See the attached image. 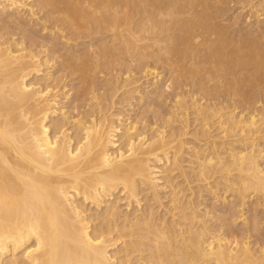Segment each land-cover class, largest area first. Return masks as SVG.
Returning <instances> with one entry per match:
<instances>
[{"label": "bare ground", "instance_id": "1", "mask_svg": "<svg viewBox=\"0 0 264 264\" xmlns=\"http://www.w3.org/2000/svg\"><path fill=\"white\" fill-rule=\"evenodd\" d=\"M210 2L0 0V264H264V47Z\"/></svg>", "mask_w": 264, "mask_h": 264}, {"label": "rangeland", "instance_id": "2", "mask_svg": "<svg viewBox=\"0 0 264 264\" xmlns=\"http://www.w3.org/2000/svg\"><path fill=\"white\" fill-rule=\"evenodd\" d=\"M211 2V4H213L212 6H214L215 4H217L216 5V7H217V10H218V12L219 11H221V12H219L221 15H222V13L224 14V15H220V14H218V19H217V21L219 22V19L221 20V22H223V23H221V22H219V23H221V24H224V25H222L224 28H225V26H226V24L228 25V24H230V25H232V26H230V27H232V28H230V27H228V26H226V27H228V28H225L227 31L228 30H230V31H228V34L230 35V36H232V35H235V36H232V37H236V39L239 37V36H241V40L243 39V41L244 40H247L248 38H250V40H251V42H252V40L254 39V37L256 38V42H254L255 41V39L253 40V43H251L249 40L247 41V42H250V44H254V43H257V45H258V47H264L263 45H264V43H263V41L261 40V39H264V14H263V10H260V8H258L259 6H258V4H259V0L257 1V0H220V1H217V0H210ZM217 2V3H213V2ZM226 1V2H225ZM257 2V3H256ZM226 5H225V4ZM254 4V7H253V4ZM256 3V4H255ZM224 6H223V5ZM215 7V6H214ZM213 7V8H214ZM215 7V8H216ZM221 7H223V8H221ZM212 8V9H213ZM218 8H220V9H218ZM228 9V10H227ZM213 10H215V9H213ZM212 10V11H213ZM223 10V11H222ZM226 10V11H225ZM255 10H257L258 12H256V14H255ZM225 13H226V15H225ZM257 13H258V15H257ZM262 13V14H261ZM39 15L40 16H42V12H41V14L39 13ZM254 15V16H253ZM257 15V16H256ZM260 15V16H259ZM224 17V18H223ZM222 18V19H221ZM235 18H238V20L236 19L235 20ZM225 19V20H224ZM227 19H229V20H227ZM256 19V20H255ZM259 19V20H258ZM223 20V21H222ZM227 20V21H226ZM233 20V21H232ZM248 20V21H247ZM225 21V22H224ZM236 21V22H235ZM230 22H233V23H230ZM235 23V24H234ZM257 23V24H256ZM48 24H50L51 25V22H48ZM236 24H238V25H236ZM234 25V26H233ZM258 25V26H257ZM255 26V27H254ZM236 27V28H235ZM243 27L244 28H247V29H243ZM250 27V28H249ZM241 29V30H240ZM239 32H238V31ZM234 31H236V32H234ZM243 31H245V33L243 32ZM252 31H253V33H252ZM241 32H243V33H241ZM232 33H234V34H232ZM259 33V34H258ZM261 33V34H260ZM242 34V35H241ZM238 35V36H237ZM244 35V36H243ZM256 35V36H255ZM261 35V36H260ZM252 36H254V37H252ZM258 36H260L259 38H258ZM242 37H244V38H242ZM245 37H246V39H245ZM253 39H252V38ZM262 37V38H261ZM240 38V37H239ZM261 38V39H260ZM261 40V41H260ZM261 43H263V45L261 46L260 45V42ZM109 65V64H108ZM111 65V64H110ZM109 65V66H110ZM107 68V70L110 68L111 70H113L112 68H111V66L110 67H108V66H104V68ZM103 68V69H104ZM105 68V69H106ZM121 68V69H120ZM120 68H116L117 70H119L120 71V73H122V74H125V75H122L121 74V76H123V77H121L122 79H124L125 78V76L127 75V73H124L125 72V68L123 67L122 68V66H120ZM116 69H114L116 72H118ZM124 69V70H123ZM111 70H108V71H111ZM113 70V71H114ZM124 72H123V71ZM137 70H139L138 68H135V70L133 71V72H131V74L133 75V73L135 72V74L138 72V73H140L139 71H137ZM159 70H161V69H159ZM105 71V74H107L109 77H111L112 75V73H114L113 71H111L110 72V74H108L107 72H106V70H104ZM115 72V73H116ZM104 73V72H103ZM105 74H102V75H104V76H100L99 77V75L100 74H98L97 76L99 77V78H97V81H99V82H105L104 80H106V77H107V75H105ZM111 75V76H110ZM120 75V74H119ZM131 75V76H132ZM139 77L142 75L141 73L140 74H137ZM106 76V77H105ZM137 76V77H138ZM109 77H107V78H109ZM111 78H115V74H113V76L111 77ZM145 80V78L144 77H142V79H141V81H144ZM147 85H148V83H147ZM264 87V82H262L257 88H259V87ZM152 89V86L150 87L149 86V88L147 87V90H151ZM172 89H169V91H168V93H171L172 91H171ZM167 93V94H168ZM171 97V99H172V96H170ZM169 97V98H170ZM168 98V103H170V101H171V99H169ZM173 100V99H172ZM132 110V109H131ZM131 110H130V115H134L135 113H140V110L138 109V110H132V113H131ZM135 111V112H134ZM133 112H134V114H133ZM143 116V115H142ZM144 116H145V114H144ZM134 117V116H133ZM208 196V197H207ZM206 196V198H209L208 200H207V202L205 203V204H203V208L206 206V205H208V206H210L211 204H213V207H216V206H214V205H217V207L216 208H221V209H219L218 211H225L226 209L225 208H222L223 207V204H220L221 202V200H218V199H214V198H211L209 195H207ZM210 198L211 199H213V200H210ZM218 200V201H217ZM211 203H210V202ZM215 201V202H214ZM216 201H217V204H216ZM235 202H237V201H235ZM220 204V205H219ZM218 206H220V207H218ZM207 207V206H206ZM253 207V206H252ZM211 208H212V205H211ZM216 208H214V209H216ZM235 208L237 209V210H239L240 209V207H238L237 205L235 206ZM261 210V206H259V207H257V210ZM256 210V211H257ZM257 211V212H260V211ZM217 211V209H216V212H215V214H218L219 212ZM262 211V210H261ZM251 213V212H250ZM261 213V214H260ZM259 213V216H261L262 215V212H260ZM239 214H241V213H239ZM258 216V214H257V217L258 218H260V219H262V217H259ZM238 219V218H237ZM241 219H242V217H239V221L237 220V222L235 223V228L237 229V230H240V229H242V230H240V233L237 231V233H239V234H241V231H243L245 228V225L241 222ZM217 221H215V219H212V221H213V225L214 224H216V223H218V224H216V225H218V227L220 226V224H219V220L218 219H216ZM211 221V222H212ZM241 224H240V223ZM264 222V221H263ZM238 224V225H237ZM240 225V226H239ZM243 225V226H242ZM261 225H263L264 226V224L262 223ZM238 226V227H237ZM246 231V234L244 233V231H243V233L241 234V235H239V237H245V235H248V234H253V236L251 235L250 236V241H252V243H254L255 242V240H256V238L257 237H259L258 235L257 236H255L256 235V233L255 232H250V231H247V230H245ZM253 237V238H252Z\"/></svg>", "mask_w": 264, "mask_h": 264}]
</instances>
